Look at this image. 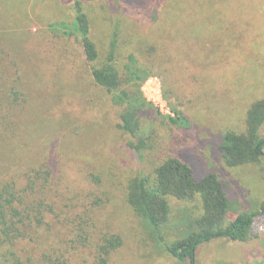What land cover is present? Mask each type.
<instances>
[{
    "label": "rangeland",
    "instance_id": "obj_1",
    "mask_svg": "<svg viewBox=\"0 0 264 264\" xmlns=\"http://www.w3.org/2000/svg\"><path fill=\"white\" fill-rule=\"evenodd\" d=\"M80 4L100 56L120 28L122 78L128 64L135 68L132 53L147 74L144 153L130 147L119 106L95 81L82 35L73 31ZM259 99L264 0H0V187L11 180L22 185L27 173L50 168L48 200L55 207L38 240L3 247L14 252L8 264L18 257L40 264L46 252L71 245H77L74 264H95L94 245L108 231L123 239L110 264H181L166 241L201 213L200 202L171 199V219L157 230L127 201L130 179L169 155L189 163L198 178L219 174L231 218L257 212L249 241L204 243L197 264H264V155L229 167L219 149L226 131H246L249 108ZM180 116L188 120L171 119ZM81 218L92 224V246L70 228Z\"/></svg>",
    "mask_w": 264,
    "mask_h": 264
},
{
    "label": "trees",
    "instance_id": "obj_2",
    "mask_svg": "<svg viewBox=\"0 0 264 264\" xmlns=\"http://www.w3.org/2000/svg\"><path fill=\"white\" fill-rule=\"evenodd\" d=\"M77 9L78 14L72 28L82 35L85 54L92 64L95 81L111 92L113 101L119 106V126L132 136L130 147L137 153L145 152L150 145L143 136L141 110L149 105L142 91L147 74L144 69L135 65L137 59L132 53L130 58L135 68L128 64L129 76L122 78L118 66L120 28L115 30L108 54L102 58L90 35L88 15L81 4ZM126 80L131 84L128 88L124 86ZM171 119L175 122L182 120V123L188 120L184 116ZM263 124L264 99H259L249 108L246 131L228 130L223 135L219 149L227 166L236 167L261 161L264 155V138L260 129ZM51 178L50 168L40 167L27 173L22 185L11 180L0 187V264H8L9 257L14 253L12 250L5 253L4 246H14L24 239L36 241L43 234L42 229L51 224L48 217L55 209L54 204L48 200ZM171 199L185 203L198 201L201 204V213L191 218L174 240L166 241L167 251L181 264H197L199 246L216 238L225 237L241 242L251 239L257 212L243 211L231 218V200L219 174L214 171L198 178L189 163L176 155H169L149 173L136 175L128 183V203L157 230H161L171 219ZM89 223L81 218L77 226L70 228L81 235L82 240H90L92 246ZM122 244L120 234L100 232L94 245L95 264H110L111 254ZM73 247L76 248L77 245L46 252L43 259H40V264H74L71 254ZM16 261L17 264H23L19 257Z\"/></svg>",
    "mask_w": 264,
    "mask_h": 264
}]
</instances>
